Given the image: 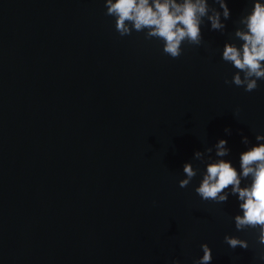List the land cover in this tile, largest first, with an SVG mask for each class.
Wrapping results in <instances>:
<instances>
[{
	"label": "water",
	"instance_id": "obj_1",
	"mask_svg": "<svg viewBox=\"0 0 264 264\" xmlns=\"http://www.w3.org/2000/svg\"><path fill=\"white\" fill-rule=\"evenodd\" d=\"M226 2L225 30L205 17L203 43L173 59L144 32L121 37L105 0H0V264H194L204 243L210 264H264L258 229L235 227L237 196L195 191L197 150L239 170L264 133V80L226 84L222 59L255 0ZM187 162L199 171L181 188Z\"/></svg>",
	"mask_w": 264,
	"mask_h": 264
},
{
	"label": "clouds",
	"instance_id": "obj_2",
	"mask_svg": "<svg viewBox=\"0 0 264 264\" xmlns=\"http://www.w3.org/2000/svg\"><path fill=\"white\" fill-rule=\"evenodd\" d=\"M216 3L222 12L211 7L209 0H105V15L114 18L115 29L121 37L133 31L144 32L145 39L161 41L163 52L175 59L181 56L184 42L203 43L201 25L205 17L212 30H225L224 20L230 18V9L226 0H216ZM238 23L242 27L235 29L234 37L242 44L228 41L223 47V61L237 70L225 83L252 92L259 87L258 81L264 80V0H255L252 10L241 16ZM225 132L230 135L231 129L226 128ZM255 139L258 143L241 153L239 170L229 160L212 159L211 147L203 152L197 150L194 158L206 162V171L195 191L202 200L217 203L227 202L229 195L237 196L241 210L234 217L237 231L258 229V242L264 245V133L257 134ZM242 142L250 143L247 136ZM214 147L216 157H225L230 152L226 139H220ZM198 171L191 162L185 163V178L179 181V186L187 187ZM244 180L250 183L242 186ZM224 240L233 250L249 248V241L239 236L225 235ZM201 248L203 256L194 264H210L212 248L207 243ZM259 259L264 260V250L259 253ZM174 264L181 262L177 259Z\"/></svg>",
	"mask_w": 264,
	"mask_h": 264
}]
</instances>
